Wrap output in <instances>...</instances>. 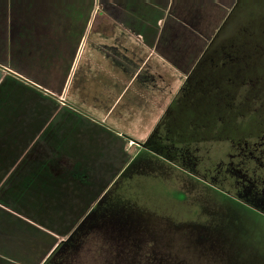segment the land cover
<instances>
[{
	"label": "crops",
	"instance_id": "1",
	"mask_svg": "<svg viewBox=\"0 0 264 264\" xmlns=\"http://www.w3.org/2000/svg\"><path fill=\"white\" fill-rule=\"evenodd\" d=\"M89 2L0 0V264H44L111 199L149 134L125 125L171 103L237 0H93L95 35Z\"/></svg>",
	"mask_w": 264,
	"mask_h": 264
},
{
	"label": "rangeland",
	"instance_id": "2",
	"mask_svg": "<svg viewBox=\"0 0 264 264\" xmlns=\"http://www.w3.org/2000/svg\"><path fill=\"white\" fill-rule=\"evenodd\" d=\"M108 19L93 0L88 3V35ZM209 38L190 44L188 59L201 53L200 60ZM189 74L178 76L171 103L140 129L125 125L137 137L148 132L152 142L134 141L135 162L90 217L97 221H86L64 239L47 264H264V100L248 132L231 136L227 128L221 134L219 122L203 118L201 104L200 117L183 114ZM108 208L125 212L106 215Z\"/></svg>",
	"mask_w": 264,
	"mask_h": 264
},
{
	"label": "trees",
	"instance_id": "3",
	"mask_svg": "<svg viewBox=\"0 0 264 264\" xmlns=\"http://www.w3.org/2000/svg\"><path fill=\"white\" fill-rule=\"evenodd\" d=\"M209 76L212 77L211 80ZM192 78L189 90L191 93L188 92L182 100H187L181 106L185 116L190 120L200 117L198 105L201 104L205 112L203 118L219 122L215 128L221 134L229 132L232 136L239 132H248L251 120L255 119L256 122L260 119L258 105L264 100V0H237L189 74L188 80ZM206 84L211 87L205 88ZM210 92L213 95L208 96L206 93ZM196 126L201 127L200 124ZM178 141L181 143L185 139ZM151 142L149 139L144 144L148 146ZM156 143L163 145L162 142ZM166 146L174 149L173 151L176 149L172 145ZM109 208L104 210L106 215L125 212L123 208L121 211L120 208L119 211H110ZM89 220L90 218L86 221ZM56 251L57 249L44 264L48 263Z\"/></svg>",
	"mask_w": 264,
	"mask_h": 264
}]
</instances>
